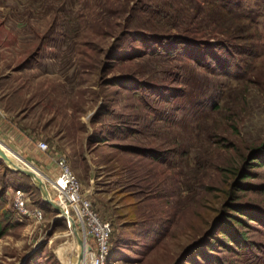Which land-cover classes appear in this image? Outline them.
<instances>
[{"label": "rangeland", "instance_id": "obj_1", "mask_svg": "<svg viewBox=\"0 0 264 264\" xmlns=\"http://www.w3.org/2000/svg\"><path fill=\"white\" fill-rule=\"evenodd\" d=\"M127 1L133 2L0 0V143L44 175L54 200L52 179L38 159L50 152L56 160L66 158L81 194L111 225L112 257L105 264H171L224 210L232 171L248 165L252 149H262L264 158V0H215L246 17L240 23H223L214 4L172 0L184 25L170 33L220 38L232 51L217 49L210 66L196 64L181 52L152 56L156 45L126 34L118 52L135 54L140 48L147 54L115 61L102 77L105 52L123 19L115 12ZM147 1L164 0H142ZM122 75L164 90L141 92L136 84L103 81ZM100 135L106 139L100 141ZM39 142L47 148L39 149ZM124 145L163 151L164 159L123 150ZM5 165L0 159V192L14 224L0 238V264L74 262L78 250L70 223L54 225L58 213L33 180L18 171L5 177ZM249 169L253 177L246 181L254 187L239 200L264 212V190H259L264 167ZM17 189L23 211L29 212L22 216L14 205ZM60 206L65 213L64 201ZM150 217L163 219V225L169 220L170 227L144 252L159 231L145 237L137 221ZM242 219L245 226H234L255 246L235 252L214 245L211 256L199 255L197 264H264V222ZM216 232L205 239L209 247L216 244Z\"/></svg>", "mask_w": 264, "mask_h": 264}, {"label": "trees", "instance_id": "obj_2", "mask_svg": "<svg viewBox=\"0 0 264 264\" xmlns=\"http://www.w3.org/2000/svg\"><path fill=\"white\" fill-rule=\"evenodd\" d=\"M200 1L208 5H215V7L219 9L220 12L224 15V18L222 19L223 23L224 21H226V19L238 23L246 20V17L233 15L224 4L218 3L215 0ZM122 8L123 4L122 7L119 8L117 12H115V14H117L118 16L123 15V19L120 23L119 21H117L119 18H116L117 16H114L116 18V23L121 24V28L117 27L120 32L115 36V39L111 42L110 47L105 52L104 58L106 59V61H108L109 64L106 61L102 64V77L106 75L107 67L112 65V63H114L115 61L127 58L132 59L136 56L142 57L143 55L147 54L144 53L140 48L137 49V52L135 54L133 52H130V54H128L127 52H118L117 45L126 34L129 36H137L138 41L141 43L150 46L156 45V48H150V52L148 53L152 56L162 52L164 54L167 53L166 55H169L170 57L176 52H181V54L184 53L185 57L193 60V62H195L196 64H206L210 66L214 62L213 60H216L217 49H226L232 51V49L230 48L231 44L227 43L226 40L220 38L216 39L215 42H212L208 38L205 39L199 35H195L194 33H170L171 28L178 29L181 28V25H184V23L178 22V18L180 19V17L183 16L181 9L172 0H164L159 2L147 1L145 4L142 2V0H133L132 3H129L127 1V6L125 5V9ZM125 13H127L126 18ZM136 16L138 17V19L140 18L137 22H135ZM126 20L127 28H124L125 26H123V24ZM146 21L150 22L145 24ZM146 26H149V29H147ZM219 26V30H221V24ZM103 81L105 82V84H119L122 86L132 84L129 85L132 87H135L133 85L136 84V87H139L138 91L141 92H143L142 90H146L147 88H149L153 92H156V94H158L159 92L161 93V91L164 90L162 85L160 87L159 85L155 86L150 82H137L134 80V78L127 75L117 77L114 76L110 78L107 77ZM161 99H164V97H162ZM99 139L100 141H104V139L106 138L100 135ZM122 149L135 150L136 152H139L141 154L143 153L144 155H147L150 158H154L155 160L162 159L164 156L163 151L155 152L154 150L148 148H133L124 145L122 146ZM256 150L252 149V156L249 162H247L248 165L245 168L232 171L233 178L231 182H228L229 189H227L225 192V198L227 202L224 210L221 211L219 216H216L214 222L212 223V225H210V228L204 231V233L199 238L195 239L190 245L184 248V250L180 252V254L171 262V264H197L199 255H201L202 257L204 256L205 259L211 256L209 253H211V250L214 249V245H219L223 249L235 252H237L238 249H250L255 246L254 243L247 241L245 232L238 230L234 225L245 226L246 224L242 219L243 217H246L250 221H256L258 223L264 222V212H261L260 210H252L250 204L239 200L243 193L248 190H252L254 187V184L246 181L247 178L253 177V174L249 172V168H252L253 166L259 164L261 165V167H264V158L260 154V151L262 149H258L257 151ZM4 172L5 176L8 174V172L12 174V172L14 173L16 171L11 170L5 165ZM6 183L7 182H4L5 185ZM259 190L262 191L264 190V188H261ZM1 193L2 192H0V238L5 235L7 231L11 227H13L14 224V214L9 208H7L5 200ZM59 222L66 223V220L65 218H57L54 221V225ZM137 222H141L144 225L141 233L145 237H149L150 234L153 235V230L154 232H156V230L159 231V235L153 240V242L145 245L146 249L144 250V252L158 245L164 239L167 230L170 227V221L166 220V223L163 225V219L161 218H140V220ZM216 230V244H212V246L209 247L205 239L208 237H212ZM116 243L117 244H115V246H118L119 242ZM205 248L207 250H205ZM193 252L194 254H192ZM111 257L112 253L109 252L108 260ZM211 262H215L216 264L219 263L218 260H211Z\"/></svg>", "mask_w": 264, "mask_h": 264}, {"label": "built area", "instance_id": "obj_3", "mask_svg": "<svg viewBox=\"0 0 264 264\" xmlns=\"http://www.w3.org/2000/svg\"><path fill=\"white\" fill-rule=\"evenodd\" d=\"M37 146L41 150L47 148L44 142H39ZM56 164L59 171L58 175L51 180V186L57 197L64 201L65 214L70 216L75 225L79 227L80 236H82L85 245L91 246L90 250L87 248L85 251L84 264H105L109 255L111 225L99 218L90 200L84 194H81L80 184L70 169L66 158L62 155L58 156ZM22 198L21 190L17 189L14 205L21 216L29 213L23 211ZM70 212H72V215H70ZM65 220L69 225V220L67 218ZM87 241H90V243L86 244Z\"/></svg>", "mask_w": 264, "mask_h": 264}, {"label": "bare ground", "instance_id": "obj_4", "mask_svg": "<svg viewBox=\"0 0 264 264\" xmlns=\"http://www.w3.org/2000/svg\"><path fill=\"white\" fill-rule=\"evenodd\" d=\"M0 151L3 152L5 154V156H7V158L9 159V161H11L15 166L21 167L23 169H26L27 171H29L32 175H34L35 178H37L38 180H40V182L42 184L45 183V179H44V175H42L41 173H39L37 170H35V168H33L29 163H27L26 161H24L23 159H21L17 154H15L14 152H12L10 149L6 148L4 145H2L0 143ZM47 179V178H46ZM50 195H48V199L51 200V202L55 205V207L59 208L58 210H61V202L63 201L60 198H56L57 200L52 199V195L49 197ZM65 204V203H64ZM70 220V219H69ZM70 225H71V229H72V233L75 236V240H76V245L75 247L77 248V252L78 255L75 259V261H69V264H84V260H85V251L87 249V246L85 245L84 241L81 240V237L79 236V234L76 233L74 226L72 225L71 220L69 221ZM74 229V230H73ZM61 252V249L60 251ZM65 262V261H64Z\"/></svg>", "mask_w": 264, "mask_h": 264}, {"label": "water", "instance_id": "obj_5", "mask_svg": "<svg viewBox=\"0 0 264 264\" xmlns=\"http://www.w3.org/2000/svg\"><path fill=\"white\" fill-rule=\"evenodd\" d=\"M0 158L5 162V164L13 171H18V172H21L23 174H25L26 176L30 177L34 184L36 185V187L39 189V191L41 192V196H42V199L50 204L54 210L58 213L57 216L55 217V219L57 218H67L68 220L70 219L71 222H72V225L74 226L75 230H77L78 232V229H77V226L75 225L73 219L70 217V216H67L64 212L62 213L60 210H58L57 207H55V205L51 202V200L48 199V192L46 190V186L45 184H42L40 182V180H38L37 178L34 177V175H32L29 171H27L26 169H23L21 167H18V166H15L11 161H9V159L7 158V156H5V154L3 152L0 151ZM69 220V221H70ZM79 234V232H78ZM80 235V234H79ZM81 237V236H80ZM81 240L83 241V239L81 238ZM88 250L91 249V246H87Z\"/></svg>", "mask_w": 264, "mask_h": 264}, {"label": "crops", "instance_id": "obj_6", "mask_svg": "<svg viewBox=\"0 0 264 264\" xmlns=\"http://www.w3.org/2000/svg\"><path fill=\"white\" fill-rule=\"evenodd\" d=\"M18 133H19V135L22 134L25 137V135L23 133H21L19 130H18ZM38 164H40L41 167L43 166L44 168H46L49 179H54L55 176L58 174V169H57V165H56V154L51 153V152L49 154L48 153L43 154L38 159ZM99 178H101V176H99L98 179ZM98 183H101V182H98Z\"/></svg>", "mask_w": 264, "mask_h": 264}]
</instances>
